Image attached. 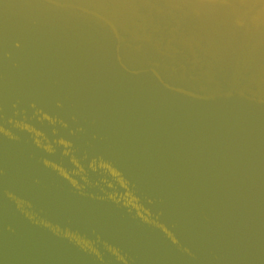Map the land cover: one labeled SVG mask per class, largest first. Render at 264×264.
<instances>
[{
	"label": "water",
	"instance_id": "95a60500",
	"mask_svg": "<svg viewBox=\"0 0 264 264\" xmlns=\"http://www.w3.org/2000/svg\"><path fill=\"white\" fill-rule=\"evenodd\" d=\"M165 2L0 0V264H264V18Z\"/></svg>",
	"mask_w": 264,
	"mask_h": 264
},
{
	"label": "bare ground",
	"instance_id": "6f19581e",
	"mask_svg": "<svg viewBox=\"0 0 264 264\" xmlns=\"http://www.w3.org/2000/svg\"><path fill=\"white\" fill-rule=\"evenodd\" d=\"M100 1H107V0H100ZM114 2L116 5H114V14H119L122 19L125 17L123 16V13L125 9H128L126 6V3L129 5H132L133 9V16H137L136 13V5L134 4V0H110ZM137 1V0H136ZM189 1V2H187ZM145 2V0H144ZM197 4L193 3L192 5H189L191 3V0H166L165 3L169 4L170 7H180V5H186L190 6L194 11H201V13H207V12H215L217 9H213L208 6H202L200 4H203L202 2L206 3H220L223 5L228 6V10H222L221 12H217L218 14L222 15L220 19L222 22L224 21H230L231 19L234 20L236 24H240L242 20L245 19V17H248L249 14L251 17V23L255 24L257 21L264 18V0H197ZM223 12V13H222ZM212 13V14H213ZM215 14V13H214ZM217 16V15H216ZM255 26V25H254ZM50 151V148H47ZM107 167L106 165H104ZM61 172L65 175V172L61 170ZM113 174H116L114 170H111ZM122 183V181H121ZM123 184V183H122ZM132 201V198H131ZM130 201V202H131ZM68 234V233H67ZM77 241L80 243H83L86 246H90L88 242L80 241L79 238H77Z\"/></svg>",
	"mask_w": 264,
	"mask_h": 264
}]
</instances>
